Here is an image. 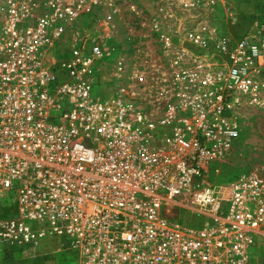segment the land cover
I'll return each instance as SVG.
<instances>
[{
  "label": "built area",
  "instance_id": "built-area-1",
  "mask_svg": "<svg viewBox=\"0 0 264 264\" xmlns=\"http://www.w3.org/2000/svg\"><path fill=\"white\" fill-rule=\"evenodd\" d=\"M221 1L155 0L149 16L133 0H0V246L55 244L76 264H259L264 176L212 178L240 114L264 109V23L239 39L177 29ZM132 19L169 61L155 110L121 79L96 90Z\"/></svg>",
  "mask_w": 264,
  "mask_h": 264
},
{
  "label": "rangeland",
  "instance_id": "rangeland-1",
  "mask_svg": "<svg viewBox=\"0 0 264 264\" xmlns=\"http://www.w3.org/2000/svg\"><path fill=\"white\" fill-rule=\"evenodd\" d=\"M133 1L149 16L155 13L151 11L155 0ZM179 20L185 23L177 27L183 35L193 28L194 22H207L219 35L239 39L252 33L256 23H264V0H224L218 3L214 11L201 15L199 19ZM147 30L137 26L133 19L127 25L119 27L117 45L121 58L112 59L104 74L99 77L101 81H98L96 90L100 97H108L112 92L109 84H116L121 79L130 86L136 102L155 110V102L160 94L158 86L162 79L157 72L165 71L169 61L161 56L157 44L149 39ZM69 45L63 46L64 53L69 52ZM120 62L126 64L125 75L117 72ZM240 124L239 141L230 155L217 165L220 174L212 178L216 184H224L240 173L258 172L264 176V109L251 108L243 111L240 114ZM183 217L191 219L190 214H183ZM260 256L259 264H264V254L260 253ZM0 264H76V257L75 253L61 250L55 244L46 245L35 255L25 252L15 254L14 257L7 255L5 246H0Z\"/></svg>",
  "mask_w": 264,
  "mask_h": 264
},
{
  "label": "trees",
  "instance_id": "trees-1",
  "mask_svg": "<svg viewBox=\"0 0 264 264\" xmlns=\"http://www.w3.org/2000/svg\"><path fill=\"white\" fill-rule=\"evenodd\" d=\"M6 251H7V255H9L10 257H14L15 254H23V253H25L22 250L11 249L9 247H6Z\"/></svg>",
  "mask_w": 264,
  "mask_h": 264
},
{
  "label": "crops",
  "instance_id": "crops-1",
  "mask_svg": "<svg viewBox=\"0 0 264 264\" xmlns=\"http://www.w3.org/2000/svg\"><path fill=\"white\" fill-rule=\"evenodd\" d=\"M260 253L264 254V242H260Z\"/></svg>",
  "mask_w": 264,
  "mask_h": 264
}]
</instances>
